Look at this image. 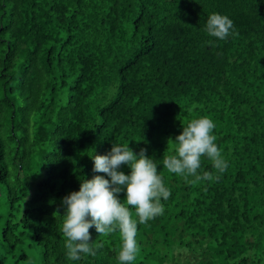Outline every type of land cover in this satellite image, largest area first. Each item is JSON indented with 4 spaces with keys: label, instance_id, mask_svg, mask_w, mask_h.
I'll return each instance as SVG.
<instances>
[{
    "label": "trees",
    "instance_id": "trees-1",
    "mask_svg": "<svg viewBox=\"0 0 264 264\" xmlns=\"http://www.w3.org/2000/svg\"><path fill=\"white\" fill-rule=\"evenodd\" d=\"M201 116L228 166L202 156L197 181L163 160ZM113 143L146 149L171 193L143 224L128 205V264H264V0H0V264H121L118 230L91 227L79 260L62 232V198L110 179L92 156Z\"/></svg>",
    "mask_w": 264,
    "mask_h": 264
},
{
    "label": "clouds",
    "instance_id": "clouds-1",
    "mask_svg": "<svg viewBox=\"0 0 264 264\" xmlns=\"http://www.w3.org/2000/svg\"><path fill=\"white\" fill-rule=\"evenodd\" d=\"M205 30L209 36L224 40L234 30V24L227 15L212 13ZM194 107L196 105L188 111L191 112ZM214 127L213 120L208 116L188 122L174 139L175 154L164 157V167L170 173L195 175L197 181L212 180L211 173L206 172L203 177L196 175L201 157L207 156L214 169L223 173L228 165L215 143ZM146 152L142 148L137 154L129 147V143H113L106 154L92 156L93 172L104 173L110 179L104 175L84 178L78 191H72L62 198V232L66 237L65 247L69 259L79 260L81 254H96L90 246L89 229L93 226L99 234L119 231L122 246L117 258L121 264H128L135 259L138 253L137 220L132 218L128 205L134 207L139 223L143 224L163 214L161 197L167 200L171 194L157 172L154 159ZM125 164L131 169L129 174L119 170ZM122 190H126L123 203L118 195Z\"/></svg>",
    "mask_w": 264,
    "mask_h": 264
}]
</instances>
